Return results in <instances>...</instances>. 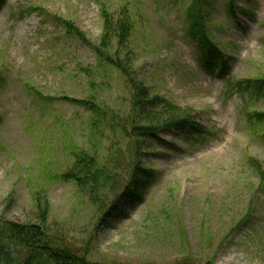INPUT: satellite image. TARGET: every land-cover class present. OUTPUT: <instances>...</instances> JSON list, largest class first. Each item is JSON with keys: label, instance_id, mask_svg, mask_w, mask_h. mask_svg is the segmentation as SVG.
Instances as JSON below:
<instances>
[{"label": "rangeland", "instance_id": "374dc122", "mask_svg": "<svg viewBox=\"0 0 264 264\" xmlns=\"http://www.w3.org/2000/svg\"><path fill=\"white\" fill-rule=\"evenodd\" d=\"M103 1L112 11L125 0ZM213 1L209 25L229 61L226 77H264V0H234L235 16L229 14L227 0ZM98 2L1 4L0 217L18 224L35 221L29 189L39 181L50 203L49 224L77 248L91 237L93 260L170 264L191 256L200 264H264V184L259 188V176L249 161L255 158L264 170V123L254 132L246 117L252 111L264 112V95L244 103L216 69L208 73L202 68L183 30L179 2L127 0L139 21L130 44L140 81L188 109L198 125L192 140L183 141L169 131L162 132V141L143 138L148 156L142 163L155 171V180L140 183L139 196L115 200L103 220L70 185L44 180L41 161L54 157L63 167V146L86 143L89 113L62 100L48 103L35 97L26 83L44 97L95 95L121 113L127 108L118 71H84L97 63L92 47L68 37L53 20L70 19L90 43L98 44ZM27 6L36 10L18 19L19 9ZM31 122L37 128L28 134L25 128Z\"/></svg>", "mask_w": 264, "mask_h": 264}, {"label": "trees", "instance_id": "16d2710c", "mask_svg": "<svg viewBox=\"0 0 264 264\" xmlns=\"http://www.w3.org/2000/svg\"><path fill=\"white\" fill-rule=\"evenodd\" d=\"M99 1V12L102 23L101 37L98 44H92L86 35L70 19L53 17L57 25L63 26L68 37H74L85 46L92 47L97 63L92 67H84V71L98 70L100 67L116 69L123 78V86L127 94L125 112L111 108L94 95L80 99L60 96H43L31 84L26 88L35 97L46 101H65L84 109L88 115L86 120V143L77 145L69 143L63 146L67 162L58 166L56 159L41 161L39 168L44 180L60 181L77 191L88 205L103 220L109 214L115 200L120 197L139 196L138 185L144 180L153 182L155 171L142 163L147 155V147L141 141L152 138L162 141V132H173L183 141L192 140L198 125L193 122L187 108H181L172 100L151 91L137 77L134 61L136 54L130 38L134 34L139 21L129 10L127 0L118 10L110 11L103 0ZM180 3L183 30L189 41H192L198 52V61L208 73L216 69L225 83L239 92L243 101L257 100L264 95V77L230 80L226 77L229 61L221 51L218 42L212 38L210 17L214 7L213 0H171ZM234 0H227L230 15L235 16L237 8ZM4 0H0V7ZM241 9V8H239ZM36 8L27 6L18 11V19L34 12ZM41 14V12H38ZM4 77L0 72V83ZM250 128L255 132L257 125L264 123V112L252 111L246 115ZM1 121V118H0ZM61 125V124H60ZM34 122L25 130L29 134L36 130ZM264 138V133L261 135ZM101 142L100 145L98 143ZM105 143V145H103ZM55 153V152H53ZM259 176V188L264 184V170L255 158L249 160ZM56 166V167H52ZM36 180H34L35 182ZM30 187L32 202L35 204V221L18 224L0 217V264H109L92 259L91 237L81 248L71 246L59 229H54L48 222L50 203L43 185L37 181ZM11 198V197H10ZM246 217H243L245 220ZM115 264V263H112ZM124 264V263H123ZM149 264V263H147ZM170 264H200L192 257H184ZM201 264H214L209 260Z\"/></svg>", "mask_w": 264, "mask_h": 264}]
</instances>
